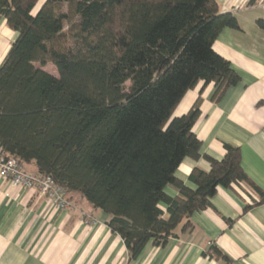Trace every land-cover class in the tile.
Wrapping results in <instances>:
<instances>
[{
  "label": "trees",
  "instance_id": "16d2710c",
  "mask_svg": "<svg viewBox=\"0 0 264 264\" xmlns=\"http://www.w3.org/2000/svg\"><path fill=\"white\" fill-rule=\"evenodd\" d=\"M0 0L16 32L0 65V150L22 168L52 177L111 218L108 226L137 260L193 228L220 188L264 191L245 173L241 148L202 155L194 133L202 98L175 111L200 83L219 103L241 78L216 53L225 29L239 30L216 0ZM264 31V17L257 21ZM55 66L57 76L38 67ZM204 159L189 186L181 164ZM176 192L171 196L167 189ZM235 262L213 245L203 254Z\"/></svg>",
  "mask_w": 264,
  "mask_h": 264
},
{
  "label": "crops",
  "instance_id": "0c3cea01",
  "mask_svg": "<svg viewBox=\"0 0 264 264\" xmlns=\"http://www.w3.org/2000/svg\"><path fill=\"white\" fill-rule=\"evenodd\" d=\"M223 13H232L240 29H225L213 49L228 60L241 80L219 103L212 101L214 85L200 83L189 91L174 116L187 114L199 97L201 116L194 133L202 142L201 154L222 159L224 144L241 148V165L264 191V0H216ZM44 0H41V5ZM17 34L0 19V65ZM209 171L204 160L186 159L177 178L189 186L190 173ZM36 173L33 167L28 169ZM171 196L176 192L167 189ZM72 208L58 211L34 190L13 188L0 178V264H223L203 254L213 245L235 264H264V204L246 187L220 188L212 206L197 213L190 231H177L166 245H147L135 261L122 238L108 226L110 216L79 194L70 195ZM86 200V201H85ZM87 216L95 220L88 224Z\"/></svg>",
  "mask_w": 264,
  "mask_h": 264
},
{
  "label": "built area",
  "instance_id": "2783aa9c",
  "mask_svg": "<svg viewBox=\"0 0 264 264\" xmlns=\"http://www.w3.org/2000/svg\"><path fill=\"white\" fill-rule=\"evenodd\" d=\"M0 178L9 182L13 188L36 191L40 196L52 202L58 211L72 208L67 189L58 185L52 177L25 171L16 159L6 157L1 150ZM85 221L90 225L95 224V220L90 216H87Z\"/></svg>",
  "mask_w": 264,
  "mask_h": 264
},
{
  "label": "rangeland",
  "instance_id": "374dc122",
  "mask_svg": "<svg viewBox=\"0 0 264 264\" xmlns=\"http://www.w3.org/2000/svg\"><path fill=\"white\" fill-rule=\"evenodd\" d=\"M39 8H40V5L37 6L36 11H38ZM37 66L40 67V68H42L43 70H45V71L51 73V74L54 75V76H57V75H58L55 66L52 65V64H48V65L45 66V67H41L40 65H37ZM174 117H175V116H174ZM179 117H180V116H179ZM85 201H86V200H85Z\"/></svg>",
  "mask_w": 264,
  "mask_h": 264
}]
</instances>
